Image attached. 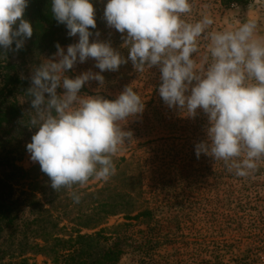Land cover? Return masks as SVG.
Masks as SVG:
<instances>
[{
	"label": "clouds",
	"instance_id": "9594fccd",
	"mask_svg": "<svg viewBox=\"0 0 264 264\" xmlns=\"http://www.w3.org/2000/svg\"><path fill=\"white\" fill-rule=\"evenodd\" d=\"M28 2L0 0V48L19 51L32 37V24L23 18ZM193 6L190 0H107L104 19L126 34L125 59L109 42H90V29L97 27L92 0H51L56 21L79 40L66 54L57 43L53 57L33 69L29 127L38 130L26 149L55 192L68 189L79 203L74 186L83 188L90 179L107 182L116 174L113 158L133 140L124 124L144 111V100L132 86L114 100L80 90L91 80L103 85L100 73L118 71L129 60L137 72L159 67L158 91L169 108L190 117L198 109L207 115V139L195 145L197 158L203 153L222 160L240 177L257 170L264 160V36L254 19L222 31L210 30L215 21L209 13L188 22L183 17ZM201 40L208 41L203 55ZM88 58L100 73L65 75ZM58 88L64 92L58 94Z\"/></svg>",
	"mask_w": 264,
	"mask_h": 264
},
{
	"label": "rangeland",
	"instance_id": "374dc122",
	"mask_svg": "<svg viewBox=\"0 0 264 264\" xmlns=\"http://www.w3.org/2000/svg\"><path fill=\"white\" fill-rule=\"evenodd\" d=\"M39 1L51 2L34 0L38 4ZM92 1L97 27L90 29L93 33L90 42H109L113 49L127 59L129 51L123 47L126 34L109 28L104 19L107 0ZM190 2L194 5L193 10L183 17L188 22H196L203 14L209 13L215 21L210 30L222 31L254 19L258 35L264 36V0L237 3L235 7L223 5L222 0ZM53 32L51 43H59L65 54L67 47L79 40V34L70 37L63 24L54 27ZM33 37L26 39L19 51L0 48V157L14 158L16 164L24 169L39 164L31 161L26 149L38 130L29 127L31 99L27 96V90L31 87V75L35 67L51 59L57 52V48H38L39 43L33 44ZM207 44L208 41H200L201 55L207 52ZM12 49H15V43ZM95 65L96 61L88 58L84 63L77 62L65 75L75 78L88 71L100 73ZM100 74L104 77L103 85L91 80L81 88V95H100L114 100L126 86H132L144 100V111L124 124L125 130L133 132V140L113 158L116 174L107 182L90 179L80 189L103 190L100 195L102 211L108 217L104 227L130 222L123 213H118L120 204L128 195L134 196V209L138 210V206L149 208L154 212L157 226H165V229L168 226V230H164V233H168V243L155 250L153 259L138 260L136 251L144 243V233L150 234V231L146 224L131 221L134 226L129 243L133 244L134 252L133 247H129L127 255L119 264H246L247 258L251 259L250 264H254L250 252L245 250V239L261 227L264 213V160L257 162L256 171L240 177L235 175V170L229 171L222 160L215 161L203 153L197 158L195 145L207 139V115L198 109L197 115L190 117L179 109L169 108L159 95L161 73L158 66L137 72L129 60L118 71L106 70ZM63 92V88L57 89L58 94ZM10 171L11 166L0 167V177L9 176ZM124 174L134 177V183H124ZM65 198L60 204L56 202L55 206L60 208L54 211V215L63 217L61 226L67 225V229L61 233L75 236L78 227L68 219L89 213V199H80L76 203L70 190ZM23 210L19 229L26 231L22 223L25 219L31 220L33 215L30 209L24 207ZM79 230L83 234H92L97 229ZM11 233L12 230L6 228L0 235V264H20L21 257L10 258L12 251H9L5 241V237ZM17 234L21 236L19 232ZM27 256L30 263L41 264L46 260L41 255Z\"/></svg>",
	"mask_w": 264,
	"mask_h": 264
},
{
	"label": "trees",
	"instance_id": "16d2710c",
	"mask_svg": "<svg viewBox=\"0 0 264 264\" xmlns=\"http://www.w3.org/2000/svg\"><path fill=\"white\" fill-rule=\"evenodd\" d=\"M250 1L222 0V4L225 6L232 3L248 4ZM26 9L23 18L32 24L33 44L39 43L40 49H56L57 43H51V36L54 35L51 31L60 24L52 15L51 2L39 1L38 4L34 0H29ZM8 166H11V174L0 177V235L6 228L12 230V233L5 237V241L9 251H12L10 258L21 257L20 264H38L30 263L28 254L45 257L46 260L41 264H119L127 255L129 247H133L134 252L133 244L129 243L134 226L131 221L134 220L146 224L150 231V234L144 233V243L136 251L138 260L153 259L155 250L169 241L167 231L164 233L168 226L167 229L165 226H157L158 221L153 210L140 208L138 205L139 209H134V196L131 195L124 198L118 212L123 213L125 219L130 222L104 227L108 217L105 215L106 212L102 211L103 202L100 195L103 190L86 191L81 190L79 186H74L73 190L84 192L80 195L81 200L89 199L90 208L87 211L89 213L68 219L78 227L75 236L61 233L67 229V225L61 226L60 220L63 217L58 218L54 215V211L60 208L55 204L65 200L69 190L62 188L55 192L50 186V178L41 171L39 164L24 169L16 164V159L0 157V167ZM123 182L133 184L134 177L124 174ZM24 207L30 209L33 218L24 220L22 228L24 226L26 231H21L19 221ZM80 228L97 230L92 234H83ZM18 232L21 236H18ZM1 247L0 241V252Z\"/></svg>",
	"mask_w": 264,
	"mask_h": 264
},
{
	"label": "built area",
	"instance_id": "2783aa9c",
	"mask_svg": "<svg viewBox=\"0 0 264 264\" xmlns=\"http://www.w3.org/2000/svg\"><path fill=\"white\" fill-rule=\"evenodd\" d=\"M232 7L237 6V3H232ZM245 250L250 252L254 264H264V213L261 219V227L258 231L248 234L246 237ZM246 264H250L251 259H246Z\"/></svg>",
	"mask_w": 264,
	"mask_h": 264
}]
</instances>
